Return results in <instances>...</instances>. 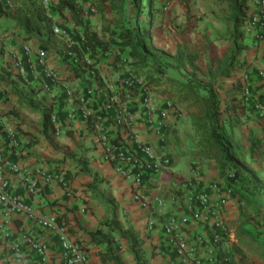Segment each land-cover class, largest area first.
Returning a JSON list of instances; mask_svg holds the SVG:
<instances>
[{
	"label": "crops",
	"instance_id": "crops-1",
	"mask_svg": "<svg viewBox=\"0 0 264 264\" xmlns=\"http://www.w3.org/2000/svg\"><path fill=\"white\" fill-rule=\"evenodd\" d=\"M58 2L59 0H53L54 5ZM224 3L225 0H197L196 7L198 17L205 24L199 25L198 32L212 41L211 50L221 56L229 49L230 44L227 46V43L231 33L229 37H225L205 22L213 17L218 18L220 4ZM8 4L15 14L18 8H14L10 0ZM94 4L99 12L90 13L85 17V22L79 17L81 26L75 24L68 11L62 15L59 12L54 13L50 8V13L54 25L60 26L75 40L87 32L96 43L109 45V51L100 55V63L96 67L98 78L89 75L82 59L79 67L75 60H68L65 54L66 41L63 38L53 34L48 45L43 48L40 41L27 40L25 31L15 21L0 18V67L7 68L9 65L14 73L21 74L23 79L29 81L28 85L41 90V95H45L54 106L56 129V132L43 134L41 113L34 112L25 104L21 105L18 97L10 92L11 86L0 84V151L10 164L1 168L0 175L10 182L9 193L34 213L32 216L18 212L0 202V264H66L58 234L40 227L37 223V217L51 215H57L71 237L82 244L89 264H136L128 241L124 238L112 234L114 238L110 245L91 242L90 232L101 230L110 234L104 222L113 217H117L125 229L133 227L140 235L144 241L143 253L149 264H180L176 253L162 257L158 255V251L165 250L167 242L163 225L168 218L179 219L186 203L182 197L186 192L184 186L196 174L201 182L199 190L206 192L214 205L219 198L209 188L212 183L220 182L224 189L233 184L240 191H233L232 196L225 198V216L232 235L223 246L224 254L233 258L232 264H242L241 257L244 255L248 256L250 264H264L261 255H255L248 249L245 252L239 249L245 235H255L243 229L247 224L244 219L246 214L243 212L246 207L250 208L252 202L247 198L252 200L253 193L242 188L241 179H234V172L226 171L221 174L214 160L193 153L198 150V140L191 117L196 114L198 106L192 101L184 102L183 92L176 94V100H179L183 109L181 124L166 131L168 137L164 149L171 156L172 164L161 177V181H164L161 192L164 206L161 207L156 202L160 194L156 189L159 178L145 179L143 193L152 206L144 207L135 198L130 185L110 164L102 160L101 149L94 140L89 123L81 115L74 121L69 119L71 109L76 107V103L67 95L63 83L70 86L77 95L87 97L88 88L92 86L96 95L89 97L88 107L96 114L108 89L117 88L128 70V67H122L119 62L115 63L119 52L117 50L121 49L123 58L131 61L130 51L119 46L117 34L120 30L111 24L114 16L112 1L94 0ZM256 11L257 1L249 0V12ZM259 34L263 36L262 39L257 38ZM245 43L249 48L239 61L245 63L246 67L238 66L225 82L228 85H223V88H231L240 80L247 83L251 87L250 95L246 97L242 91L240 97L247 103L249 113L260 96L262 103H259L264 106L263 78L258 76V72L264 71V30L256 27L253 33H245ZM166 44L157 46L171 54L177 52V46H173L172 42ZM41 56L46 59L45 67L37 64ZM207 57H210V52ZM70 61L76 65H71ZM47 70L56 74L55 81L48 77ZM243 74L249 75L247 82L242 77ZM201 79L207 80L203 77ZM11 82L29 93L26 85L17 76ZM174 89L177 90V87ZM225 97L226 95L224 99ZM263 114L256 109L248 114V119L247 116H242L243 124L239 128L247 126L250 132L264 138ZM257 115L261 116L260 119ZM143 138L150 139L151 134L144 131ZM261 152H264V148ZM259 160H263L264 164V158ZM81 162H85L87 169L83 170ZM261 176L264 178V171ZM253 191L258 193L254 189ZM207 218V224L192 220L188 225L189 233L202 235L207 232L211 228V215L207 214ZM149 225L151 232L147 230ZM257 241L261 240L258 238ZM38 246L45 247L43 255L37 252ZM112 256L116 260L111 259Z\"/></svg>",
	"mask_w": 264,
	"mask_h": 264
},
{
	"label": "built area",
	"instance_id": "built-area-1",
	"mask_svg": "<svg viewBox=\"0 0 264 264\" xmlns=\"http://www.w3.org/2000/svg\"><path fill=\"white\" fill-rule=\"evenodd\" d=\"M256 1L257 11L250 13L243 28L244 33L247 34L253 33L256 27L264 30V0ZM40 2L46 15L51 18L50 8L55 6V2L53 3V0H40ZM74 3L78 16L84 22L85 17L90 13L99 12L94 0H74ZM53 34L66 41L65 54L68 60H75L79 67V61L82 59V64L89 75L98 78L96 67L100 63V55L109 50L106 52L100 49L92 50L84 34L80 40H75L72 35L54 23ZM257 38L262 39L263 36L259 34ZM120 50H117L119 52L115 63L119 62L122 67H128V70L125 71L117 88L108 89L105 100L96 114L88 107L89 97L96 95L92 86L88 88L89 97H87V95H77L70 86L62 84L67 89V95L76 103V107L71 109L69 119L74 121L81 115L82 119L89 123L94 140L101 149L102 160L110 164L113 170L130 185L135 198L144 207L152 206L143 193L145 179L159 178L156 189L160 194L156 202L157 206L161 207L164 206V199L161 197L164 181H161V177L165 169L172 164L171 156L164 149L168 137L166 131L181 124L183 111L170 93H161V85L150 82L145 75L135 71L130 65L132 60L129 62L123 58ZM75 63L70 61L71 65H76ZM37 64L45 67L46 59L41 56ZM47 71L48 77L55 81L56 74ZM258 75L263 78L264 86V71L259 72ZM242 77L246 81L249 79L248 74H243ZM24 80L29 82L27 79ZM243 94L246 97L250 95L247 86L244 87ZM255 108L264 113V106L261 103L255 102ZM144 131L151 134L150 139L143 138ZM6 165L10 166L0 151V171ZM200 183L198 174L186 182L184 186L186 192L182 195L186 203L179 219L168 218L165 221L163 227L167 239L166 247L165 250H159L158 255L164 257L176 253L180 264H232L233 258L224 254L223 246L226 239L232 235L226 221L224 202L226 197L233 195V190L224 189L220 182L212 183L209 188L219 198L214 205L210 202L209 195L199 190ZM9 188L8 179L0 175V202L18 212L33 216V211L22 204L17 197L12 196ZM207 214L211 215V219L209 218L211 228L202 235L189 233L188 225L192 220L207 224ZM37 223L40 227L58 234L65 252L66 264H89L84 247L71 237L66 227L59 222L57 215L39 216ZM147 230L151 232L150 225ZM37 252L43 255L45 247L38 246Z\"/></svg>",
	"mask_w": 264,
	"mask_h": 264
},
{
	"label": "trees",
	"instance_id": "trees-1",
	"mask_svg": "<svg viewBox=\"0 0 264 264\" xmlns=\"http://www.w3.org/2000/svg\"><path fill=\"white\" fill-rule=\"evenodd\" d=\"M225 1L231 8L229 18L232 25L231 43L228 51L224 52L222 56L207 57L205 62L198 50L191 49L183 43L178 45L175 54L157 46L152 33L156 20L155 0H132L142 15V25L138 30L127 28L119 31L117 39L123 50L130 51L131 67L139 74L145 75L152 83L160 85L162 82L159 76H163L170 67L190 71V79L182 84L181 92L184 93V102L192 101L198 106V113L191 117L192 125L199 137L198 153L209 157L216 152L219 155L218 165L221 174L231 169L234 172V179L248 182L255 191L264 195V178L261 176L264 166L259 160V158H264V152H261L264 148V138L251 132L248 147H246L238 139L236 133V130L243 124L242 116H247L248 119V114L256 110L253 105L251 112L248 113L247 103H244V98L240 97L247 83L240 80L231 88L224 89L225 104H223L216 88V86L225 83L238 66L246 67V64L241 63L239 59L249 48L245 43L243 31L245 22L250 17L249 0ZM51 9L54 13L59 12L62 15L68 11L75 24L82 25L78 12L75 10L74 0H60L57 5L51 6ZM0 18L15 21L17 26L25 31L27 40L36 39L42 43L43 48L48 45L53 35V19L46 15L40 0H23L15 14L10 9L8 0H0ZM122 28L123 26L118 27L119 30ZM84 36L92 50L100 49L104 52L109 50V45L96 43L93 36L87 32L84 33ZM14 76H17V79L26 85L29 93L21 90L18 85H15V82H11ZM201 77L207 80H203ZM245 82L247 81L245 80ZM0 84L11 86L10 92L18 97L21 105L25 104L31 107L34 112L41 113L43 134L48 135L51 132H56L53 119L54 106L45 95H41V90L28 85L22 75L14 73L9 65L7 68L0 67ZM247 87L251 90L250 86ZM261 99L262 96L259 97L258 102L262 103ZM222 113L226 114L227 118L222 120L220 118ZM82 168L83 170L87 169L85 165H82ZM229 187L234 192L240 193L233 184H230ZM247 200L253 202L249 198ZM104 225L108 227L110 234L101 230L90 232L92 243L110 245L114 238L112 234H115L128 241L136 264H149L143 253L144 241L141 240L140 235L133 227L125 229L118 222L117 217L106 220ZM251 236L258 240L256 235ZM111 259L116 260L113 256Z\"/></svg>",
	"mask_w": 264,
	"mask_h": 264
},
{
	"label": "rangeland",
	"instance_id": "rangeland-1",
	"mask_svg": "<svg viewBox=\"0 0 264 264\" xmlns=\"http://www.w3.org/2000/svg\"><path fill=\"white\" fill-rule=\"evenodd\" d=\"M112 1V11L114 12L113 19H111V24L116 25V27L123 26V29L131 28L133 30L140 29L142 25V15L137 10V6L132 2V0H111ZM10 3L14 8H19L23 3V0H10ZM220 14L217 17L206 21L208 25H211L217 32L222 33L225 37H229L231 33L229 18L231 16L230 5L225 1L224 5L220 4ZM197 0H155L154 12L156 15L155 24L152 30L154 40L157 45L166 46L167 42H172L173 46L179 44H185L191 49L198 50L203 57V62L207 61L208 52H210V57L215 58L216 56H221L211 49V40L202 36L198 32L199 25H203V19L198 17L196 13ZM202 20V23H200ZM205 25V24H204ZM229 43L231 42V37L228 38ZM225 41L227 39L225 38ZM161 79V89L160 91L168 92L173 97V100L179 104V100H176V94L181 91L182 84L190 79V71L187 69H175L168 68L163 76H159ZM259 84V82H258ZM223 85H228L223 83L220 86H216L221 99H224V89ZM177 87V90L174 89ZM264 88V86L262 85ZM258 89V88H257ZM203 93V92H201ZM182 109V107H181ZM183 111V109H182ZM259 111V110H258ZM198 113V108L196 114ZM260 119L261 116L257 115ZM183 118V117H182ZM220 118L223 120L227 118V115L222 113ZM237 137L241 142L248 147V139L251 136L250 129L247 126H243L236 130ZM196 138L199 141V137L195 132ZM197 141V143H198ZM198 153L194 150L193 153ZM204 155V154H203ZM218 165L219 155L214 152L209 156ZM259 158V156H258ZM80 164L85 165V162ZM263 164V160H262ZM219 166V165H218ZM264 166V164H263ZM230 172L231 169L227 170ZM242 188L251 190L253 193L252 203L250 208L246 207L243 212L245 223L243 227L244 231L255 234L261 241H257L255 238L245 235L244 241L241 242L239 247L240 251L245 252L246 249L254 253L255 255H261L264 261V195L260 193H255L251 185L244 180H240ZM242 252V253H243ZM248 256L241 257L242 264L248 263ZM256 263V262H255Z\"/></svg>",
	"mask_w": 264,
	"mask_h": 264
}]
</instances>
